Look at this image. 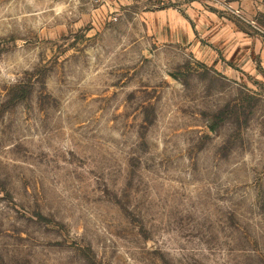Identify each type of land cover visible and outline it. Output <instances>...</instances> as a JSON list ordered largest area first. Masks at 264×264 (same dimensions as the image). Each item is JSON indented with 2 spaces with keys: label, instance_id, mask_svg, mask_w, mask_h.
Instances as JSON below:
<instances>
[{
  "label": "rangeland",
  "instance_id": "374dc122",
  "mask_svg": "<svg viewBox=\"0 0 264 264\" xmlns=\"http://www.w3.org/2000/svg\"><path fill=\"white\" fill-rule=\"evenodd\" d=\"M0 264H264V0H0Z\"/></svg>",
  "mask_w": 264,
  "mask_h": 264
},
{
  "label": "built area",
  "instance_id": "2783aa9c",
  "mask_svg": "<svg viewBox=\"0 0 264 264\" xmlns=\"http://www.w3.org/2000/svg\"><path fill=\"white\" fill-rule=\"evenodd\" d=\"M76 2L80 6L95 7L103 3L104 0H70Z\"/></svg>",
  "mask_w": 264,
  "mask_h": 264
}]
</instances>
